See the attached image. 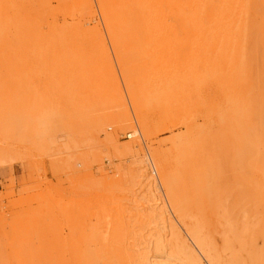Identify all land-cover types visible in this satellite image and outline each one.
Listing matches in <instances>:
<instances>
[{"label":"rangeland","instance_id":"1","mask_svg":"<svg viewBox=\"0 0 264 264\" xmlns=\"http://www.w3.org/2000/svg\"><path fill=\"white\" fill-rule=\"evenodd\" d=\"M0 264H264V0H0Z\"/></svg>","mask_w":264,"mask_h":264},{"label":"bare ground","instance_id":"2","mask_svg":"<svg viewBox=\"0 0 264 264\" xmlns=\"http://www.w3.org/2000/svg\"><path fill=\"white\" fill-rule=\"evenodd\" d=\"M231 4V3H230ZM245 8V7H244ZM236 10V9H235ZM233 15V14H232ZM234 30V29H233ZM245 36V35H244ZM239 58V57H238Z\"/></svg>","mask_w":264,"mask_h":264}]
</instances>
